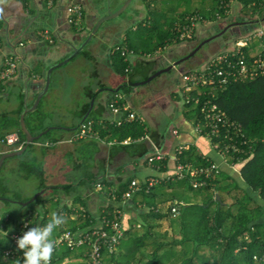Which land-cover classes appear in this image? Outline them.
Listing matches in <instances>:
<instances>
[{
    "label": "crops",
    "instance_id": "crops-1",
    "mask_svg": "<svg viewBox=\"0 0 264 264\" xmlns=\"http://www.w3.org/2000/svg\"><path fill=\"white\" fill-rule=\"evenodd\" d=\"M50 1L6 0L4 4H0V8L3 9V15L0 16V39L2 42L0 63L1 59L12 54L18 59L16 74L0 84V158L6 153L16 151H11L13 148L1 143V140L6 135L18 133L19 129L22 130L21 116L26 112L25 124L32 135L38 136L47 130H53L55 132L51 138L57 140L40 142L39 140L48 131L32 144V150L35 147L51 148L52 150L48 151L52 154L59 156L66 154L69 157L68 163L59 167L58 171L61 176L51 175L60 182L56 186L65 188L72 186L70 196L64 193V189H59L58 196L61 202L70 205L72 197L84 198L87 200L92 219L99 220L103 208L111 206L117 209L116 212L120 216L118 220L124 227L133 228L132 230H136L135 227L141 228L142 215L146 211L141 209V205H137L139 207L137 209L132 200L118 205L105 196L107 189L114 191L121 184L129 181L142 186V184H149L150 180L159 179L162 182L155 185L159 186L156 188L158 200L162 201L175 196L174 204L201 203L203 196L199 193H197L198 197H194L192 194L186 196L179 192L184 188L169 189L163 186L165 175L172 173L176 166L175 157L181 146H186V149L193 147L200 156L216 161L220 160L209 140L197 134L194 121L192 117L190 118L184 102L182 75L189 73L190 69L186 64L192 59L172 70L175 72V76L164 79L161 75L158 76V84L148 88L147 94L138 89L143 85L150 84L142 85L140 83L146 81L156 72L189 55L206 39L205 36L203 37L206 32L210 34L212 30H219L228 24L239 22L240 32L235 36L239 40L264 30V0H257V3H253L252 6L257 4L258 7L250 9L247 13L242 11L239 2L234 4L233 14L219 21L220 24L208 23L207 26L200 25L197 28L198 41L175 43L167 39L164 44L166 46L157 51L155 56L142 55L144 51L138 49L142 42L140 41V45H130L120 32L124 29L129 30L133 26L134 32L139 34L141 24L142 27H149L152 22L150 10L153 8L164 16L162 20H165V16L173 11L170 0H132L131 5L135 3V6L129 13V17L127 15L123 17L124 21L121 26L105 23L90 41V35L96 24L117 12L127 0H53L52 4ZM178 1L189 2V0ZM146 2H152L153 6L149 8ZM194 2L201 4L199 9L192 13L200 11V9L208 10L213 0H194ZM72 4H80L84 8L80 27L69 24V8ZM190 14L183 15L180 12L177 17L179 16L180 19L181 16L187 17ZM44 32L49 33V37L54 40V43L51 44L48 39L43 38ZM212 35L210 34L207 39ZM114 36L120 37V40L114 44L115 49L107 45V38L110 39ZM125 40L127 41L126 45H124ZM132 46L139 51L132 50ZM125 47L132 53L127 58L129 65L121 75L116 56L120 48ZM76 50L80 51L70 61L83 54L84 60L90 63V68L85 72L88 81L78 77V72L75 71V76L79 79L78 84L76 82L78 87H76L74 79L64 77L68 71L66 70L64 73L59 67L53 71L50 86L47 92H44L48 69L72 56ZM165 51H167V55L165 54L163 58ZM144 61L145 63L149 62L146 67H142ZM203 65L204 63L201 64V68ZM137 83L139 85L135 86ZM125 87L131 88L129 93L124 91ZM40 95L42 98L37 108L28 111L33 108ZM93 99L95 102L92 108ZM6 105L8 108L2 109ZM123 106H126L128 111L115 114L112 110L114 107ZM130 113H134L139 118V121L134 122H139L145 129V135L135 143L126 140L121 145L114 144L112 138L116 137L101 138L99 131H94L95 136L83 140L74 138L80 125L86 122V117L87 119L91 118V121L94 122V129H96L103 122L108 125H120L124 114H126L124 121L131 123L132 121L128 120ZM145 136H149L150 140L144 139ZM88 142L89 145H87ZM48 143L54 145L48 147ZM79 144H82V152L79 151ZM84 145H86L85 148H83ZM91 147L98 153L97 160L92 155ZM155 147L166 157L167 172H160L154 164H150L148 161L149 157L154 154ZM28 150L19 156L21 163L9 162L6 166L8 161H13L14 158L5 161L2 168L6 166L7 174L11 171H19L29 165L28 162L31 159H24ZM68 166L70 167L68 168ZM70 168L72 172H66ZM222 169L223 172L228 171L233 174L236 179L237 177L241 178L240 166L235 165L236 170H228L229 168L223 165ZM81 170H84L85 173L80 176ZM73 174L80 178L72 181L75 178ZM95 175H99L101 179L106 178L111 186L103 185L101 179L97 183L88 181L89 176ZM2 178L0 180H3ZM48 186L52 187L53 185L48 183ZM99 186H102V191H99ZM45 193H48L49 198L51 197V189ZM1 205H6L5 201L0 200ZM14 205L19 204L15 203ZM22 213L23 210L20 208L15 211L20 221ZM76 218V216L72 217V219ZM83 252L82 256H77L73 260L67 258L69 261L66 264L82 263L86 258L85 250Z\"/></svg>",
    "mask_w": 264,
    "mask_h": 264
},
{
    "label": "trees",
    "instance_id": "trees-1",
    "mask_svg": "<svg viewBox=\"0 0 264 264\" xmlns=\"http://www.w3.org/2000/svg\"><path fill=\"white\" fill-rule=\"evenodd\" d=\"M253 3H257V0H240L239 5L242 11L247 13L250 9L258 7L257 4L252 6ZM147 6L152 7V2H149ZM150 11L152 15L151 27H145L151 28L153 32L156 31L160 40L154 44L155 47L151 51H144L142 55L155 56L157 51L166 46L164 45L165 40H175L174 28L177 23L183 22L186 16H181L180 21L172 23L170 28L167 29L168 31H162L163 29L160 26L164 25L165 20H162L164 16L157 13L154 8ZM219 11V0H213L208 10L200 9V11L190 14V17L199 15L208 23L217 24L221 21L216 16ZM160 17L161 19H159ZM220 30L222 28L217 32ZM198 40L199 37L196 31L186 41L194 42ZM237 41L238 39L235 38L231 46H226L220 53L230 51V48L234 47ZM257 42L258 40H255L248 47L242 49L248 60L256 56ZM177 43L181 42L177 41ZM131 49L135 52L139 51L133 46ZM116 59L119 62V72L123 75L129 61L121 55V52H117ZM148 64L149 62L145 63L144 61L142 67H146ZM201 69L196 72H200ZM123 89L126 93H129L131 88L125 87ZM206 91L209 95L202 94L201 98L203 100L211 98L213 103H216L232 122L241 126V132L237 140L242 141V144L241 142L237 144L239 152H231L228 161L231 164L240 166L242 180L264 200V75L256 76L252 80L231 82L224 87H216L215 90L207 89ZM192 95V97H199L196 90ZM187 111L195 125L200 123V107L196 108L195 103L191 102L187 106ZM125 117L126 114H124L122 123L118 126L115 124L108 125L107 123L106 125L103 122L94 131H99L101 138L116 137L112 138L114 144L121 145L126 140L135 143L145 135V129L139 122L128 123L124 121ZM85 121H91V118ZM54 132L51 130L45 136L51 138ZM18 134L24 147L26 135L21 129H19ZM51 140L57 141L54 138H51ZM243 142H246V144ZM32 147L33 145L30 144L28 149ZM11 148H13L11 151L17 149V147ZM179 163H191L194 166H200L206 165V160L198 155L195 148L190 147L182 152L177 164ZM28 164L27 167L30 168V162ZM153 164L155 167H159L160 172H167V161H155ZM31 169L40 177L41 190L51 189L52 194L47 200L39 197L27 207L18 205L23 210L22 218H29L33 224L41 215L49 221L52 213L55 212L65 217L66 223L64 226L72 230L98 224L99 220L92 219L87 200L84 198L80 196L72 197L70 205L61 202L58 196L59 189H64V193L70 196L72 186L66 188L60 186L49 187L44 177L43 167L35 169L31 167ZM100 179L99 175H95L93 177L89 176L88 181L97 183ZM101 182L106 187L111 186L106 178H102ZM132 184V181L126 182L114 191L106 188L105 196L113 203L122 205L123 196L131 190ZM137 185L140 190L135 192L130 200L133 201L136 207L141 205V209L146 210L142 215L141 228L137 229L135 227L136 230H132L133 228L124 227V237L115 254L105 255L104 264H260V262L254 260V257L264 254V210L249 193L246 192L243 195L235 193L240 188V184L230 172H222L217 178L208 180L207 185L200 188L192 187L189 179L177 181L175 176H171L170 180H163V186L169 189L187 187L189 190L203 196L201 203L184 202L183 205L178 204V215L172 214L175 198L169 197V199L162 201L157 199L156 188L159 186L150 187L148 183L142 184V186ZM3 188L5 186L2 185V180H0V191ZM217 194L220 196V201H217ZM30 199L31 197L24 199L18 196L11 201V199L0 194V200L5 201V203H13L14 200L27 202ZM231 199L232 201H230ZM116 211L115 207H105L101 212L100 219L107 217L112 222L118 221L120 216ZM73 216L77 218L72 219ZM18 221L20 220L17 214L10 211L0 215V227H3V231H8L7 235L0 231V264H14L5 258L4 253L10 247V235L14 232ZM85 249L88 250V247L80 250L60 248L55 255L54 264H59L66 258L73 260L77 256H82Z\"/></svg>",
    "mask_w": 264,
    "mask_h": 264
},
{
    "label": "built area",
    "instance_id": "built-area-1",
    "mask_svg": "<svg viewBox=\"0 0 264 264\" xmlns=\"http://www.w3.org/2000/svg\"><path fill=\"white\" fill-rule=\"evenodd\" d=\"M23 1V0H18ZM53 0L50 1L52 4ZM240 2V0H219V12L216 14L218 20H223L230 17L233 14V5ZM84 16V8L80 4H72L69 8V24L80 27ZM200 23L208 24V21L199 15L192 17H186L183 22L177 23L174 28V33L177 41L184 42L190 36L194 35L197 31ZM43 38L48 39L50 43H54V40L49 37L48 32L43 33ZM258 40L256 56L248 60L243 53V48L248 47L250 43ZM0 39V50H1ZM225 53H219L209 57L203 65L200 72H189L182 75L183 81V97L185 105L188 106L191 102L195 103V107H200V123L195 125L198 135L206 137L213 150L219 155L220 160L216 161L205 156H201L206 160V165L194 166L191 163L177 164L179 157L186 146H181L175 157L176 166L172 173H167L164 180H170L171 176H175L177 181L189 179V183L194 188H200L207 185L208 180L217 178L223 172V165L230 170H236L235 165L229 163L228 156L232 153H238L239 149L237 144L239 141V134L241 132V126L232 122L227 114L218 107L216 103H213L212 99L203 100L201 95L207 94V89L215 90L216 87H224L231 82L252 80L256 76L264 75V30H260L246 38L240 39L235 42L234 47ZM121 55L128 58L132 53L128 48H120ZM18 59L15 55L5 56L1 59L0 63V84L11 79L17 72ZM197 91L199 97H192V93ZM212 96V94H210ZM113 112L115 114L128 111L126 106L116 108ZM129 121H139V118L130 113L128 117ZM95 136L94 122H83L77 132L75 133V140H83L88 137ZM144 139L150 140L149 136H145ZM1 143L8 147H17V150L23 148L18 133L6 135ZM246 144V142H243ZM53 144L48 143L50 147ZM166 157L155 147V152L149 157L148 161L153 164L155 161H165ZM159 168V167H158ZM161 181L150 180L149 186L158 185ZM100 187V186H99ZM102 186L99 191H102ZM137 183H133L131 190L127 192L123 197V203H126L131 199L132 195L139 191ZM148 192V190H147ZM172 214L178 215L179 208L178 203L172 206ZM49 221L44 219L41 215L32 224V220L29 218H22L20 222L16 223L14 232L10 235L11 244L5 251V258L12 261L14 264H23V252L18 250L17 239L34 226H43ZM27 225V227H25ZM0 231L4 234H8V231H3V227H0ZM125 229L122 223L118 221H110L107 217L99 218L97 225L89 226L86 228H76L72 230L66 226L57 228L53 233V239L56 243V248L53 253L51 264H54L56 260V253L60 248L69 250L85 249L84 264H104L105 255H114L118 245L124 237ZM254 260L264 264V254L262 256H255ZM69 260L66 258L59 264H66Z\"/></svg>",
    "mask_w": 264,
    "mask_h": 264
},
{
    "label": "rangeland",
    "instance_id": "rangeland-1",
    "mask_svg": "<svg viewBox=\"0 0 264 264\" xmlns=\"http://www.w3.org/2000/svg\"><path fill=\"white\" fill-rule=\"evenodd\" d=\"M148 3L149 2H146L147 5H148ZM170 4L172 5L171 8L173 9V11H170L165 16L166 18L164 21V25L160 26L161 29H163L162 31L169 29L172 23L179 21V16L177 17V14H179L180 12H182L183 15L190 14L193 11H195L196 9H199L201 3L194 2V0H193V2H192V0H189L188 3L181 2L178 0H170ZM173 4H174V6H173ZM134 6H135V3L130 5V7L123 14H121L119 17H117L111 21H108L107 23H112V24H114V26H116V25L121 26L123 24V21H124L123 17H126V15L129 17V13L133 10ZM176 19H177V21H176ZM200 25L204 26L207 24L206 23H200ZM132 27H130L129 30L124 29V30H122V32H120V33H122V36L126 37L128 43L130 45H133V46L140 45V41H141L142 43L138 47V49H142V51L148 52V51H151V49H153L155 47L154 44L156 42L157 43L159 42L160 39H158V37H157V32L156 31L153 32V30L151 28L142 27V24H141L139 34H137L134 32L135 30H133ZM216 31L217 30H212L210 32V34L216 35L217 34ZM221 32H223V31H221ZM218 33H220V32H218ZM210 34L206 32L203 34V37L205 36L207 39V37ZM230 34L231 33H229V32H225L222 34L221 40H219V38H217V39L212 40L210 43L205 44L200 49V51L198 53H196V55L194 56V57H196L195 60L192 59V60H190L189 63L186 64L187 66H189V69H190L189 72H196L197 70H199L202 67L201 64H203L206 61L207 57L211 58L215 54L218 55L223 46L226 47L227 44L233 42L234 39L231 40L232 36ZM116 37L115 36L110 37V39L107 38L108 39L107 45L110 46L111 48H114V49L116 48V46L114 44L118 40H120V37H117V38ZM127 41L126 40L124 41V45L127 44ZM120 44H121V42H120ZM231 44H230V46H231ZM124 45H122V46H124ZM118 52L120 53V51H118ZM166 53H167V51L164 52V54L162 56L163 58H164V55ZM147 61H149V60L147 59ZM64 68H66V69H64ZM88 68H90V63L88 61L84 60L83 54H80L78 57H76L75 59L70 61L68 63V65H66V64L63 65V67H61V70H63L64 73L67 70L68 72L64 74L65 75L64 77L69 78V79H74L75 84H76V82L78 84L79 79H77V77L75 76L76 75L75 71L78 72L77 73L78 77L82 78L83 80L88 81L86 73H85ZM161 76L163 79L164 78H170V77L175 76V72L172 71L169 73H164ZM85 77H86V79H85ZM158 81H159V78L154 79L152 82H150V84L143 85L138 90L145 92L147 94V91L149 90L148 88H150L151 86L157 85ZM77 84H76V87H78ZM6 108H8V105H6L5 107H2V109H6ZM53 135H54V133H53ZM48 140H51V138L50 137L47 138V136H44L39 141L44 143ZM87 145H89V142L87 143ZM85 147H86V145L83 146V148H85ZM48 150H52V149L51 148L50 149H44L43 147H35L34 150H32V148L29 149L27 151L24 159L25 158H27V160L31 159L30 160V168H28V167L21 168L19 171L18 170L17 171H11L7 174L5 172V168L9 164V162L10 163L12 162L14 164H17L18 162L21 163V160H20L21 157L20 158L15 157L13 161H8L6 166L0 172V179L2 178V176H4V178H2L3 179L2 185L5 186V188L1 189L2 191H0L1 196L9 198V199H11V201L13 199H15L16 196H21L24 199L31 197V199H32L39 192L44 191L43 194L41 195V197H43L42 199H46V200L49 199L48 193L47 194L45 193L46 190H41L40 177L36 173H34V171H32L31 167L34 169L39 168V167H43V170L45 172L44 177L46 178L48 183L50 185L56 186V185H59L60 182L58 180L54 179L53 176L51 177V175L53 174L55 176L60 177L61 173L58 171L59 167L62 166V164L68 163L69 157L66 154L61 155V156L54 155ZM79 151L82 152V144L79 146ZM91 152H92V155L94 156L95 160H97L98 153L92 147H91ZM69 167L70 166H68V168ZM66 172L71 173L72 172L71 168H70V170H67ZM83 173H85V171L81 170L80 176ZM80 176L73 174V177H75V178L72 179V181L75 179L78 180L80 178ZM239 178L240 177H237L238 182L240 181L239 182L240 188L235 193L237 195H243L246 192L249 193V195L254 197L256 202L264 210V200L262 198H260L258 193L253 192L245 184V182L242 180V178H240V179ZM179 192L181 194H185L186 196H190V194H192L194 197H198L197 192L191 191L187 188H184L182 190L180 189ZM180 193H178V195H180ZM174 197L175 196H173V198ZM230 201H232V199ZM6 203H7L6 205L0 206V215L5 213V212H8V211L15 213V211L18 210V208H19L18 205H14L15 203H17L16 200H14L13 203L11 202L12 204H10V202L9 203L6 202Z\"/></svg>",
    "mask_w": 264,
    "mask_h": 264
},
{
    "label": "water",
    "instance_id": "water-1",
    "mask_svg": "<svg viewBox=\"0 0 264 264\" xmlns=\"http://www.w3.org/2000/svg\"><path fill=\"white\" fill-rule=\"evenodd\" d=\"M132 3V0H127L124 5L121 7L120 10H118L117 12L105 17L103 20H100L95 28L93 29L92 31V34L90 35V39L89 41L92 39L93 36L97 35V33L99 32V29L101 28L102 25H104L105 23H107L108 21H111L117 17H119L121 14H123L131 5ZM236 25H239L236 24ZM232 27V25H229L227 26L226 29L223 30V32L219 33V34H216L204 41L201 42V44H199L189 55H187L186 57L178 60L175 64H172L171 66L167 67V68H164L158 72H156L154 75H152L151 77H149L146 81L140 83V84H146V83H150L152 80H154L155 78H157L158 76L164 74V73H168L174 69H176L178 66H180L182 63H184L185 61H188L191 57H193L205 44L207 43H210L212 40L214 39H217L219 37L222 36L223 33L227 32V30H229L230 28ZM43 39V38H42ZM80 50H76L75 53L68 57L67 59H65L63 62H60L56 65H53L51 68L48 69V72H47V78H46V85H45V90L44 92H47L49 86H50V83H51V79H52V75H53V71L59 67H62L63 65H65L66 63H68L73 57H75L78 52ZM139 85L138 83L135 84V86ZM42 98V95L38 96L33 108L29 109L28 111H32L34 109L37 108V106L39 105L40 103V100ZM94 102L95 100L93 99L92 102H91V107L93 108L94 106ZM26 113V112H25ZM25 113L22 114L21 116V126H22V130L24 132V134L26 135V142H25V146L20 149V150H17V151H13V152H9V153H6L4 155H2V157L0 158V170L2 169V167L4 166V163L6 160L8 159H11V158H15V157H19L21 155L24 154V152L28 149L29 145L30 144H34L38 139H40L44 134H46L49 130H47V132L45 133H41L40 135L38 136H34L30 133V131L28 130V128L26 127V124H25ZM87 119V117L85 118V120ZM44 191L42 192H39L37 195H35L32 199H30L29 201L27 202H22V201H17V203L21 206H24V207H27L28 205H30L31 203H33L34 201H36L39 197H41V195L43 194ZM217 197V201H220V196L217 194L216 195Z\"/></svg>",
    "mask_w": 264,
    "mask_h": 264
},
{
    "label": "clouds",
    "instance_id": "clouds-1",
    "mask_svg": "<svg viewBox=\"0 0 264 264\" xmlns=\"http://www.w3.org/2000/svg\"><path fill=\"white\" fill-rule=\"evenodd\" d=\"M5 2L6 0H0V4ZM2 15L3 9L0 8V16ZM65 223V217L54 212L47 224L34 226L24 232L16 242L18 250L23 252V264H51L56 248L53 233Z\"/></svg>",
    "mask_w": 264,
    "mask_h": 264
},
{
    "label": "flooded vegetation",
    "instance_id": "flooded-vegetation-1",
    "mask_svg": "<svg viewBox=\"0 0 264 264\" xmlns=\"http://www.w3.org/2000/svg\"><path fill=\"white\" fill-rule=\"evenodd\" d=\"M239 22H235V23H232V24H228V25H226L225 27H222V30H220L219 32L221 33V31H223L224 29H226L227 28V26H229V25H232V27L229 29V30H227V32H229V33H231L230 35L232 36L231 37V40H233V39H235V36L237 35V33L238 32H240V28H241V26L240 25H236V24H238ZM217 32V31H216ZM217 34H219L218 32H217ZM214 36V35H213ZM212 37V36H211ZM222 39V36L221 37H219V40H221ZM234 41V40H233ZM232 43V42H231ZM231 43H229V44H227L226 46L227 47H230V44ZM225 47L223 46L222 47V49L220 50V51H222L223 49H224ZM198 53V52H197ZM196 55V54H195ZM194 55V56H195ZM191 57L190 59H193V60H195V58L196 57ZM209 57H207L206 58V60L208 59ZM170 72H172V71H170ZM169 73V72H168Z\"/></svg>",
    "mask_w": 264,
    "mask_h": 264
}]
</instances>
